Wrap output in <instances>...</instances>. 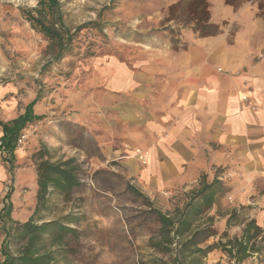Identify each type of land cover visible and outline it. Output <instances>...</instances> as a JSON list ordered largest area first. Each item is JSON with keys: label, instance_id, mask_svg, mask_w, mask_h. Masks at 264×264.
Listing matches in <instances>:
<instances>
[{"label": "rangeland", "instance_id": "obj_1", "mask_svg": "<svg viewBox=\"0 0 264 264\" xmlns=\"http://www.w3.org/2000/svg\"><path fill=\"white\" fill-rule=\"evenodd\" d=\"M57 1L73 49L56 61L57 48L24 16L38 9L39 0H0V121L16 119L31 103L37 117L22 130L19 136L25 139L12 153L0 140L5 172L0 264L5 253L16 254L18 249L17 241L9 239L11 228L29 220L37 208L38 224L66 216L79 222L70 226L76 233L65 237L63 254L53 264H148L152 257H162L152 246L159 215L176 217L202 185L213 182L218 183L215 203L205 217H214L217 236L204 245L215 243L224 231L238 236L242 219H254L264 229V125L244 151L214 160L195 181L177 188V175L147 171L149 154L127 138L109 89L113 60L128 66L140 50L159 48L167 40L172 48L186 50L192 41L220 37L222 50L214 52L215 57H242L233 72L246 77L240 102L250 112H264V20L258 9L264 0H236V8L225 0H205L204 17L216 28V34L207 37L195 32V16L188 13L191 4L180 0ZM41 160H72L79 183L68 196L51 191L42 207L36 200V166ZM232 211L235 223L227 228ZM255 258L244 264H264L263 258L261 263ZM206 262L226 264V259L215 250Z\"/></svg>", "mask_w": 264, "mask_h": 264}, {"label": "crops", "instance_id": "obj_2", "mask_svg": "<svg viewBox=\"0 0 264 264\" xmlns=\"http://www.w3.org/2000/svg\"><path fill=\"white\" fill-rule=\"evenodd\" d=\"M198 42L182 50L167 40L140 50L128 66L113 60L110 69L113 110L127 138L148 152L147 171L177 175V188L195 181L214 160L244 151L264 125L262 110L250 112L240 102L246 77L233 72L242 57H215L220 37ZM4 173L0 163V190ZM4 241L0 231V250Z\"/></svg>", "mask_w": 264, "mask_h": 264}, {"label": "trees", "instance_id": "obj_3", "mask_svg": "<svg viewBox=\"0 0 264 264\" xmlns=\"http://www.w3.org/2000/svg\"><path fill=\"white\" fill-rule=\"evenodd\" d=\"M180 2L185 5L191 4L188 13L195 16L196 33L201 37L216 34V28L207 23L204 17L207 8L205 0H180ZM224 3L235 8L237 5L236 0H225ZM263 7L264 1L258 5L259 11L262 12L259 15L264 20ZM58 9L57 0H39L38 9L34 12L28 11L24 15L31 26L42 33L54 48H57L56 61L73 49L72 37L63 28ZM56 26H60V29ZM35 119L37 117L32 113L31 103L24 114L16 119L9 122L0 121L2 148L12 153L22 130ZM73 164L72 160L59 163L41 160L37 164V206L42 207L46 204V197L51 191L68 196L74 187L79 186L75 174L77 168ZM216 184L218 183L202 185L183 208L177 210L176 217L159 215L160 229L157 233V241L152 243V246L162 257H152L148 264H208L207 255L215 250L225 257L226 264H244L254 257L261 263L262 258L264 259V229L257 225L254 219L238 221V225L241 226L238 236H229L228 232L224 231L215 243L204 245L209 238L217 236L213 228L214 217H205V212L215 203ZM38 211L37 208L29 220L16 223L11 228L9 239L17 241L18 249L16 254L5 253L2 264H53L56 257L62 256L65 237L76 233L70 226L77 225L78 219L66 216L62 220L38 224L34 220V215ZM235 219L236 213L232 211L226 219V227L232 226Z\"/></svg>", "mask_w": 264, "mask_h": 264}, {"label": "built area", "instance_id": "obj_4", "mask_svg": "<svg viewBox=\"0 0 264 264\" xmlns=\"http://www.w3.org/2000/svg\"><path fill=\"white\" fill-rule=\"evenodd\" d=\"M25 139V136L21 135L18 137L16 144H21L22 141ZM135 154H137L138 159H140L143 163L145 162L143 152H141L139 149L135 151Z\"/></svg>", "mask_w": 264, "mask_h": 264}, {"label": "bare ground", "instance_id": "obj_5", "mask_svg": "<svg viewBox=\"0 0 264 264\" xmlns=\"http://www.w3.org/2000/svg\"><path fill=\"white\" fill-rule=\"evenodd\" d=\"M146 156H148V154L146 153ZM147 158V157H146Z\"/></svg>", "mask_w": 264, "mask_h": 264}]
</instances>
